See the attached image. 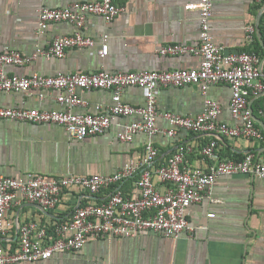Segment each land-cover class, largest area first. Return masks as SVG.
I'll use <instances>...</instances> for the list:
<instances>
[{"label":"crops","instance_id":"1","mask_svg":"<svg viewBox=\"0 0 264 264\" xmlns=\"http://www.w3.org/2000/svg\"><path fill=\"white\" fill-rule=\"evenodd\" d=\"M77 0H0V51L5 46L30 55L37 43L48 47L55 37L72 34L75 26L68 22L54 23L39 34L37 16L42 6L64 7ZM125 9L110 23L95 14L88 15L84 33L96 39L91 47L73 48L63 58L40 57L25 65H8L10 74L51 75L58 72L156 71L199 68L202 58L195 54L161 55L159 48L168 43L196 45L200 34V12L186 4L200 0H117ZM212 35L228 52L249 51L262 58L264 70V1L213 0ZM249 26L254 31H249ZM108 35V53L99 54L104 35ZM41 93L43 95H41ZM88 107L112 103V92L105 89L81 90ZM57 90H32L26 93L0 91V106L25 105L41 109H63L56 100ZM208 96L219 102V120L235 124L230 110L232 90L228 84L211 85ZM125 102L137 106L146 103L140 87L123 90ZM158 109L181 115H198L205 105V96L196 84L167 86L158 91ZM250 107L255 124L264 130V94L252 98ZM76 106L75 112H83ZM131 116L123 121L137 119ZM158 124L169 127L166 119ZM113 126L102 135L82 141L72 140L66 129L55 123H34L0 119V175L19 177L33 172L44 177L67 174H110L127 162L139 161L148 140L137 134L133 141L118 138ZM210 135L179 129L174 137L156 134L152 141L164 160L177 146L193 148L186 161L194 166L205 165L199 153ZM220 157H240L254 152L264 161V139L221 137ZM140 173L124 181L120 187L129 196L138 195L136 182ZM160 184V183H159ZM109 190L97 194L79 187L67 190L56 208L44 210L38 203L23 201L9 211L15 224L36 220L53 227L79 206L90 201L102 202ZM209 213H215L213 217ZM187 217L193 231L180 237H165L145 231L137 237H103L89 240L78 252L60 253L50 260L35 264H264V178L246 174L221 176L204 199L189 207ZM18 233L0 234V244L16 248Z\"/></svg>","mask_w":264,"mask_h":264},{"label":"built area","instance_id":"2","mask_svg":"<svg viewBox=\"0 0 264 264\" xmlns=\"http://www.w3.org/2000/svg\"><path fill=\"white\" fill-rule=\"evenodd\" d=\"M264 0H256L261 3ZM187 9L200 12V34L196 45L168 43L158 52L163 55L195 54L202 58L199 68L156 71H96L58 72L51 75L10 74L8 65L29 64L40 57L63 58L73 48L91 47L96 39L84 33L88 15L95 14L110 23L125 7L117 0H77L64 7L42 6L37 16L39 34H44L52 24L68 22L75 26L72 34L55 37L48 47L37 43L30 55L5 46L0 51V91L26 93L34 90H57L56 100L63 109H41L25 105L0 106V119L34 123H55L63 126L72 140L82 141L102 135L114 125L119 128L118 138L133 141L137 134H146L143 157L127 162L110 174H67L44 177L28 172L19 177L0 175V234L17 229L16 248L0 244V264H35L50 260L55 255L78 252L91 239L103 237H137L145 231L165 237H180L193 231L187 212L190 206L201 202L210 193L218 179L224 175L246 174L264 178V161L254 152L240 157L222 158L219 152L221 137L244 138L252 141L264 139V130L255 124L250 107L252 98L264 94L262 58L254 52H228L216 43L212 35L213 0H200L186 4ZM253 32L254 27L249 26ZM104 35L99 54L108 53ZM225 83L232 90L230 110L235 124L219 120L222 112L218 101L208 96L211 85ZM196 84L205 96L203 111L195 116L181 115L158 109V91L161 87ZM144 89L143 106L125 102L126 87ZM105 89L112 92V103L88 102L81 90ZM41 95H43L41 93ZM84 106L83 112H75ZM264 119V109H261ZM136 116L132 121L123 119ZM168 121L169 127L159 126V119ZM179 129L210 135L200 148L205 165L194 166L186 161L193 152L189 144H181L164 160L153 137L158 133L174 137ZM136 182L138 195L124 193L120 185L139 174ZM160 183V184H159ZM79 187L92 194L109 190L102 202L90 201L74 209L68 217L60 219L53 227L36 220L16 223L9 211L23 201L38 203L44 210L56 208L65 191ZM215 213H209L213 217Z\"/></svg>","mask_w":264,"mask_h":264}]
</instances>
